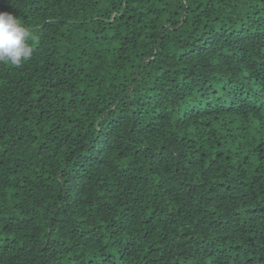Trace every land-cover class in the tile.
Here are the masks:
<instances>
[{
	"label": "trees",
	"instance_id": "1",
	"mask_svg": "<svg viewBox=\"0 0 264 264\" xmlns=\"http://www.w3.org/2000/svg\"><path fill=\"white\" fill-rule=\"evenodd\" d=\"M0 11V264H264V0Z\"/></svg>",
	"mask_w": 264,
	"mask_h": 264
},
{
	"label": "clouds",
	"instance_id": "2",
	"mask_svg": "<svg viewBox=\"0 0 264 264\" xmlns=\"http://www.w3.org/2000/svg\"><path fill=\"white\" fill-rule=\"evenodd\" d=\"M30 31L13 13L0 11V62L20 65L33 55Z\"/></svg>",
	"mask_w": 264,
	"mask_h": 264
}]
</instances>
